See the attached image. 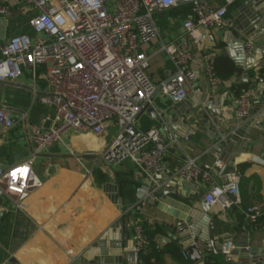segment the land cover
Segmentation results:
<instances>
[{
    "label": "built area",
    "instance_id": "1",
    "mask_svg": "<svg viewBox=\"0 0 264 264\" xmlns=\"http://www.w3.org/2000/svg\"><path fill=\"white\" fill-rule=\"evenodd\" d=\"M19 1L36 11L29 18L33 34H17L0 42V81L21 86V78L29 72L35 82L41 69L45 89L39 92L34 87L33 97L53 111V118L50 128L44 126L50 116L31 125V138L36 144L32 156L7 168L0 167V195L12 197L19 205L37 190L42 182L34 171L35 156L60 141L63 134L74 131L100 136L112 127L114 138L102 154L105 162L118 165L131 160L158 187L178 179L186 183L207 182L211 187L204 200L209 206L220 205L223 210L241 207L240 172L234 168L226 173L219 158L212 166L188 159L179 167L170 168L166 162L170 146L166 132L155 126L145 128L142 122L147 107H154L157 92L164 103L169 102L168 107H173L195 90L199 74L191 68V44H199L207 29L234 28L236 24L228 14L236 0H223L220 4L213 0ZM182 4H189L192 12L183 23L184 38L180 42L164 41L158 49L168 57L173 72L155 83L148 73L153 54L144 47L161 36L157 13ZM10 9L11 3L0 2V16L7 15ZM262 45L264 49V35ZM254 47L255 41L247 38L243 44L245 54H252ZM203 60L213 99L224 80L216 73L215 53H204ZM254 95L252 87L240 90L234 101L238 117L251 109ZM16 123L7 108L0 107V127L9 129ZM18 169L27 171L21 174ZM215 171L226 176L225 183H216ZM244 214L255 224L264 215V200L248 206ZM132 228L138 253L158 241L156 235L146 232L139 216ZM193 245L203 255L202 242L195 241ZM236 248L229 241L222 245L221 254L228 255Z\"/></svg>",
    "mask_w": 264,
    "mask_h": 264
},
{
    "label": "crops",
    "instance_id": "2",
    "mask_svg": "<svg viewBox=\"0 0 264 264\" xmlns=\"http://www.w3.org/2000/svg\"><path fill=\"white\" fill-rule=\"evenodd\" d=\"M213 1L218 4L223 2ZM242 1L240 0L238 4ZM0 2L11 3L9 13L0 16V42L17 34L32 35L29 18L36 11L19 0ZM236 6H230L228 14L235 24L237 21L231 12ZM190 15L184 13L183 7H168L157 13L161 36L144 47L147 52L153 54L148 73L155 83L164 80L173 72L171 62L164 53L158 51L159 47L164 41L180 42L184 38L183 23ZM231 29L233 28L207 29L199 44H191L194 54L191 68L199 74L198 88L209 94L211 89L203 71V55L206 52L215 53V58L223 55L222 48L226 47L222 41L223 34ZM253 53L256 57L253 68L248 71L249 86H246L252 87L255 92L251 108L259 99L264 98L262 38L255 41ZM39 72L40 76L35 82L31 74L26 72L21 78V86L7 80L0 83V107H6L17 120L14 127L0 129L1 168H7L33 155L32 124H40L46 116H50V119L44 121V126L45 128L52 126L53 111L45 104L35 101L33 97L34 87L39 92L45 89L42 70ZM250 81L256 82L254 87ZM243 84L237 82V77L232 74L216 89L214 99L221 98L220 107L223 109L225 103L228 106L234 105ZM195 90L179 106L182 105L187 110H199L200 108L193 107L189 102L191 96L196 94ZM196 98L200 101L198 96ZM162 102L165 100L158 94L154 107H158ZM142 122L145 128L156 125V121L148 112L142 116ZM114 133V128L108 127L100 136L77 134L74 131L63 134L60 141L35 156L34 171L42 182L37 190L30 193L19 205L12 197L0 195V264H75L78 260L83 261L86 258L85 252L119 221L121 227L116 229V232L121 231L122 241H133L132 222L138 216L144 227L150 232H155L156 236L166 233L163 223L166 221L171 223L174 218L153 202L150 187L157 185L131 160L112 165L102 159V154L112 142ZM258 133L259 131L254 129L252 137ZM165 134L170 144L166 162L172 169L179 167L188 159H196L202 166H212L219 158L212 154L213 147L207 144L209 138L202 130L193 134L191 140L176 138L173 130ZM169 134L174 137L170 138ZM263 148L260 143H254L249 153L241 154L234 161V168L241 174V207L229 211L215 205L207 210L213 219V235L230 236L231 241L237 246L236 249L241 247V241L248 242L250 248L264 245V215L261 222L255 225L249 222L244 214L248 206L264 200V161L259 157V152ZM87 154L89 157L85 156ZM243 164L247 166L240 171ZM226 169L225 165V172ZM213 175L218 184H223L227 180L224 174L219 176L218 171L213 172ZM179 180L174 182L177 183ZM196 183L199 186V194L195 197L194 205L201 209L198 199L204 198L211 185L201 181ZM184 188L187 194L192 189L186 186V182ZM166 198L178 201L173 194ZM169 204L175 207L173 201ZM157 244L163 248L173 242L165 243L161 247L158 240ZM210 253L213 252L204 247L203 257ZM138 255L135 263L124 260L125 264H141L140 253ZM91 262L97 264V258ZM156 264L195 263L188 257L186 260H175L166 254ZM229 264L236 262L230 260Z\"/></svg>",
    "mask_w": 264,
    "mask_h": 264
},
{
    "label": "water",
    "instance_id": "3",
    "mask_svg": "<svg viewBox=\"0 0 264 264\" xmlns=\"http://www.w3.org/2000/svg\"><path fill=\"white\" fill-rule=\"evenodd\" d=\"M231 13L237 22L233 29L223 34L222 41L226 47L222 48V53L233 61V74L237 77V82L248 83V71L253 68L256 56L255 53L246 55L243 44L247 37L256 41L264 35V0H243ZM262 81L264 82V78ZM250 82L254 87L256 82ZM195 87L196 94L191 96L189 102L193 107L200 108L199 110H187L182 105L168 107L167 103L162 102L158 107L148 106L146 112L157 121L155 128L166 133L173 130L176 138L191 140L193 134L202 130L209 138L207 144L213 147L212 154L227 166L226 173L233 172L235 159L243 153H249L254 143L264 146V98L259 99L246 115L238 117L235 104L228 106L225 103L223 109L220 107V97L211 99L210 94L198 88L197 83ZM158 93L155 96H158ZM254 129L259 133L253 138ZM169 137L174 136L169 134ZM35 146L32 142V147ZM85 156L89 157L88 154ZM259 157L264 161V148L259 152ZM186 186L192 187L188 194L183 180L177 183L172 181L170 185L150 187L153 202L174 218L171 223H163L166 233L157 235V238L161 247L170 241L177 242L191 261L204 264L203 255L193 243L201 241L208 251L219 254L222 245L231 241V237L213 235V219L207 211L210 206L204 198L198 199L201 209L194 205L199 186L196 182L186 183ZM171 194L175 195L178 201L166 198ZM170 201H173L175 207L169 204ZM228 210L232 211L233 208ZM120 227L119 221L85 252L86 258L83 261L78 260L75 264H88L96 258L97 264H125L124 260L135 263L139 257L135 240L123 242L121 231L116 232ZM240 244L239 249L224 255V258L236 264H264V245L250 248L246 241H241Z\"/></svg>",
    "mask_w": 264,
    "mask_h": 264
},
{
    "label": "trees",
    "instance_id": "4",
    "mask_svg": "<svg viewBox=\"0 0 264 264\" xmlns=\"http://www.w3.org/2000/svg\"><path fill=\"white\" fill-rule=\"evenodd\" d=\"M240 0H236L233 5H238V2ZM232 5V6H233ZM182 8L184 9L185 14H191V6L189 4H182L178 6L177 8ZM160 12V11H159ZM215 70L217 75L224 79H227L231 77V75L234 72V63L232 60L226 56V55H221L219 57L215 58ZM249 86V84H243V87ZM246 164H243L240 166V171H243L246 168ZM263 218V217H262ZM262 218H259V220L255 223V225H258ZM146 229V232L150 236H155V232H150ZM177 242H173V244H167L165 247L160 248L157 244V242H153L149 248L143 252L140 253V263L141 264H156L158 261L161 260V258L169 254L170 256L173 257L175 260H186L187 257L185 255L184 250L181 249L180 245L176 244ZM204 264H229L230 261L226 260L224 258V255L221 253L215 254V253H210L208 255H205L203 257Z\"/></svg>",
    "mask_w": 264,
    "mask_h": 264
},
{
    "label": "snow or ice",
    "instance_id": "5",
    "mask_svg": "<svg viewBox=\"0 0 264 264\" xmlns=\"http://www.w3.org/2000/svg\"><path fill=\"white\" fill-rule=\"evenodd\" d=\"M26 171H27L26 169H23V170L18 169V170H17V172H21V173H22V172H23V173H26ZM12 175H13V177H15V176H16V172H13Z\"/></svg>",
    "mask_w": 264,
    "mask_h": 264
},
{
    "label": "rangeland",
    "instance_id": "6",
    "mask_svg": "<svg viewBox=\"0 0 264 264\" xmlns=\"http://www.w3.org/2000/svg\"><path fill=\"white\" fill-rule=\"evenodd\" d=\"M148 72L150 73V71L148 70Z\"/></svg>",
    "mask_w": 264,
    "mask_h": 264
},
{
    "label": "clouds",
    "instance_id": "7",
    "mask_svg": "<svg viewBox=\"0 0 264 264\" xmlns=\"http://www.w3.org/2000/svg\"><path fill=\"white\" fill-rule=\"evenodd\" d=\"M21 174H23V172Z\"/></svg>",
    "mask_w": 264,
    "mask_h": 264
}]
</instances>
